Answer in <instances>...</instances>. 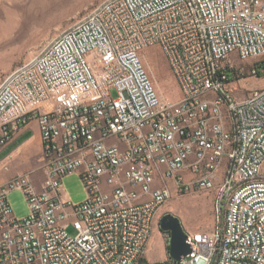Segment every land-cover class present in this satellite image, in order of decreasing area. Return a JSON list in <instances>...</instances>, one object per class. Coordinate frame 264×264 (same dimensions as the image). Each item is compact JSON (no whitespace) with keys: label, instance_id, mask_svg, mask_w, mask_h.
Returning a JSON list of instances; mask_svg holds the SVG:
<instances>
[{"label":"built area","instance_id":"obj_1","mask_svg":"<svg viewBox=\"0 0 264 264\" xmlns=\"http://www.w3.org/2000/svg\"><path fill=\"white\" fill-rule=\"evenodd\" d=\"M155 46L179 100L145 65ZM252 76H264V0H102L0 82V152L30 120L42 139L37 168L0 178V264H140L174 191H212L216 224L158 264H264V87L231 88ZM71 174L83 202L65 196Z\"/></svg>","mask_w":264,"mask_h":264},{"label":"rangeland","instance_id":"obj_2","mask_svg":"<svg viewBox=\"0 0 264 264\" xmlns=\"http://www.w3.org/2000/svg\"><path fill=\"white\" fill-rule=\"evenodd\" d=\"M101 1L0 0V82L6 74L31 59L55 36L87 15ZM142 57L160 94L166 99L179 100L181 91L161 48L155 46L145 49ZM252 61L254 62L255 59ZM256 87H264V76L247 77L239 84H231V88H236L234 93L237 97H244L249 90ZM113 94L116 95L115 90ZM29 136L30 133L21 137L20 142ZM38 146L35 141L33 147L38 148ZM32 167V160L26 156L20 161L22 170H30ZM157 184L160 185V182ZM63 190L67 199L75 204L87 199V190L78 174H71L63 179ZM8 198L17 218L22 219L28 216L29 205L23 191L12 190ZM166 213L177 216L186 232L210 231L216 224L214 193L212 191L190 193L174 191L172 198L162 205L156 214L153 233L145 256L150 263L158 258L161 261L154 263L171 260L170 234L160 228V220ZM223 213L224 209H221L220 216ZM68 231L72 235L76 234L72 226ZM152 238L153 243H151Z\"/></svg>","mask_w":264,"mask_h":264},{"label":"crops","instance_id":"obj_3","mask_svg":"<svg viewBox=\"0 0 264 264\" xmlns=\"http://www.w3.org/2000/svg\"><path fill=\"white\" fill-rule=\"evenodd\" d=\"M30 133L24 141L20 142V138ZM38 143V148L33 147L34 142ZM42 152V139L41 131L36 120H30L26 124L20 126L19 130L15 132L12 142L0 152V178L3 183H6L10 178L17 174L31 171L38 167L39 157ZM8 154H12V158L9 160V170L3 169V162L7 161L5 157ZM28 157L33 162V167L30 170H22L20 168V161L24 157ZM36 176L41 180L44 174L41 171L36 173ZM153 243V238L151 240ZM158 245V244H156ZM161 261L159 258L153 260L154 262Z\"/></svg>","mask_w":264,"mask_h":264},{"label":"water","instance_id":"obj_4","mask_svg":"<svg viewBox=\"0 0 264 264\" xmlns=\"http://www.w3.org/2000/svg\"><path fill=\"white\" fill-rule=\"evenodd\" d=\"M160 228L170 234L169 255L172 259L180 261L183 256L191 252V247L187 242V233L177 216L171 213L163 215L160 220Z\"/></svg>","mask_w":264,"mask_h":264},{"label":"trees","instance_id":"obj_5","mask_svg":"<svg viewBox=\"0 0 264 264\" xmlns=\"http://www.w3.org/2000/svg\"><path fill=\"white\" fill-rule=\"evenodd\" d=\"M140 264H158V263H150V262H148V261L146 260V258H142V259L140 260Z\"/></svg>","mask_w":264,"mask_h":264}]
</instances>
